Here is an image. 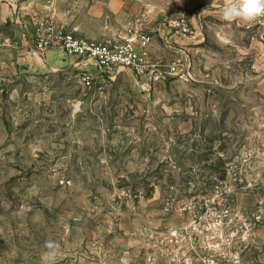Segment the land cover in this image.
I'll return each instance as SVG.
<instances>
[{
    "label": "rangeland",
    "instance_id": "1",
    "mask_svg": "<svg viewBox=\"0 0 264 264\" xmlns=\"http://www.w3.org/2000/svg\"><path fill=\"white\" fill-rule=\"evenodd\" d=\"M97 2L151 35L189 20L187 70L88 88L42 67L39 25ZM211 3L0 0V264H43L49 239L55 264H264V26Z\"/></svg>",
    "mask_w": 264,
    "mask_h": 264
},
{
    "label": "built area",
    "instance_id": "2",
    "mask_svg": "<svg viewBox=\"0 0 264 264\" xmlns=\"http://www.w3.org/2000/svg\"><path fill=\"white\" fill-rule=\"evenodd\" d=\"M257 25L264 26V18L256 21ZM251 24L247 28H251ZM173 34L192 35V23L186 19L173 21ZM165 45L173 49L170 39L164 40ZM153 44L152 35L140 31H132L123 41L96 40L81 36L77 28H67L45 21L34 32L31 45L34 51L41 55L52 49L63 51L66 57L79 62L88 63L109 81L117 79L118 75L127 71L152 87L167 74H182L187 70V64L177 61L167 66L150 60L149 52ZM182 65L183 69L177 71ZM169 67V70L167 68ZM94 75L88 69H82L81 83L88 88L93 85Z\"/></svg>",
    "mask_w": 264,
    "mask_h": 264
},
{
    "label": "crops",
    "instance_id": "3",
    "mask_svg": "<svg viewBox=\"0 0 264 264\" xmlns=\"http://www.w3.org/2000/svg\"><path fill=\"white\" fill-rule=\"evenodd\" d=\"M117 2V1H116ZM101 2H97V5L90 6L86 10L87 12L82 14L75 22L70 23L73 24L71 28H77L78 33L81 36L96 39V40H115V41H123L132 31H140L142 33V27H139L137 24L128 23L126 19V8L127 5L121 3L120 5H115V9L113 7L110 11L105 12L104 6ZM223 0H213V3L208 6V9L215 15L221 16L222 15V6ZM126 6V7H125ZM111 12V13H109ZM109 13V14H108ZM115 19L116 21L109 22L105 25V19L107 18ZM118 22V23H117ZM251 24L252 23H245ZM171 27V26H170ZM172 29H164L159 28L158 31H155V35L153 34V44L151 46L149 52V58L152 61L163 63L167 66H170L172 63L177 61H182V63H186L187 59L186 56L190 55V52L194 47L198 44L199 35H177L173 34ZM148 34V33H146ZM151 35V34H149ZM169 38L170 42L173 45V49L168 48L165 45V39ZM31 49H33L31 45ZM44 63L42 67L45 69L56 70L61 68L64 65L69 63L76 62V66L81 69H88L94 75L98 77H102L99 71L93 67L92 65H88V63L84 62H77L76 59L68 58L65 56L63 51L58 49H52L47 51L43 55ZM172 59L171 61H169ZM40 63V62H38ZM41 66V64H39ZM188 66V65H187ZM183 69L182 65L177 68V71H181ZM169 70V67L167 68ZM166 76H174L173 74H167Z\"/></svg>",
    "mask_w": 264,
    "mask_h": 264
},
{
    "label": "clouds",
    "instance_id": "4",
    "mask_svg": "<svg viewBox=\"0 0 264 264\" xmlns=\"http://www.w3.org/2000/svg\"><path fill=\"white\" fill-rule=\"evenodd\" d=\"M221 19L232 23H252L264 18V0H223ZM43 264H55L60 244L54 240L44 242Z\"/></svg>",
    "mask_w": 264,
    "mask_h": 264
},
{
    "label": "water",
    "instance_id": "5",
    "mask_svg": "<svg viewBox=\"0 0 264 264\" xmlns=\"http://www.w3.org/2000/svg\"><path fill=\"white\" fill-rule=\"evenodd\" d=\"M79 108H80V102H78V103L76 104L75 112H77V111L79 110Z\"/></svg>",
    "mask_w": 264,
    "mask_h": 264
}]
</instances>
